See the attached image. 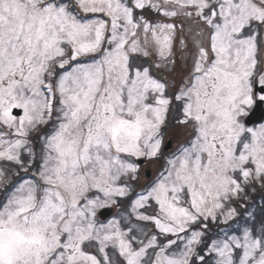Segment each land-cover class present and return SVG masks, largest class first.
Listing matches in <instances>:
<instances>
[{
	"label": "snow or ice",
	"instance_id": "snow-or-ice-1",
	"mask_svg": "<svg viewBox=\"0 0 264 264\" xmlns=\"http://www.w3.org/2000/svg\"><path fill=\"white\" fill-rule=\"evenodd\" d=\"M0 264H264V0H0Z\"/></svg>",
	"mask_w": 264,
	"mask_h": 264
}]
</instances>
